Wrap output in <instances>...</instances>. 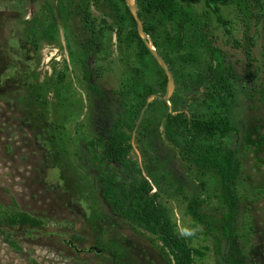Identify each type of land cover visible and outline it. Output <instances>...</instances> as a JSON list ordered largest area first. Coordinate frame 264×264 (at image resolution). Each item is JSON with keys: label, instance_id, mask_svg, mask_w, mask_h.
I'll list each match as a JSON object with an SVG mask.
<instances>
[{"label": "trees", "instance_id": "trees-1", "mask_svg": "<svg viewBox=\"0 0 264 264\" xmlns=\"http://www.w3.org/2000/svg\"><path fill=\"white\" fill-rule=\"evenodd\" d=\"M202 1L204 8L198 13L180 0H134L143 30L174 80L168 103L155 98L147 104L153 95L164 97L167 78L139 38L124 0H56L48 16L25 23L24 40L38 51L41 40L58 41L56 21L63 25L69 60L79 67L88 92L97 98L90 103V136L79 143L77 161L87 164L93 176L91 189L109 214L132 230L149 234L168 264H209L207 258L213 264H259L247 247L252 227L240 232L238 225L240 152L246 128L240 114L255 103L264 111V88L250 74L247 80L239 77L217 47L211 22L232 37L233 22L223 18L222 0ZM232 2L237 12H245L248 0ZM252 3L256 12L251 18L260 21L262 0ZM93 9L101 17H95ZM112 36L122 80L117 90L101 92L92 68L99 57L109 58ZM64 76H57L56 93L65 90ZM45 85L39 87L42 92L34 89L28 101L44 104ZM230 138L232 146L227 142ZM55 139L49 135V143ZM179 165L197 173L191 192ZM171 199L185 204L191 236L178 231L164 203ZM43 225L24 212L0 214V236L17 252L21 249L8 230H38ZM194 239L203 246L194 247ZM97 246L108 253L99 241ZM114 251L109 255L120 264L123 255Z\"/></svg>", "mask_w": 264, "mask_h": 264}, {"label": "rangeland", "instance_id": "rangeland-1", "mask_svg": "<svg viewBox=\"0 0 264 264\" xmlns=\"http://www.w3.org/2000/svg\"><path fill=\"white\" fill-rule=\"evenodd\" d=\"M180 1L198 13L204 8L202 0ZM55 3L0 0V214L20 211L44 224L38 230H8L21 252L0 236V264H30L32 260L36 264H115L109 252L117 249L123 255L120 264H168L149 234L132 230L109 214L91 189L93 176L87 164L77 161L79 143L90 136L89 107L95 101L87 99L80 71L68 61L63 25L56 21L58 41L41 40L37 52L25 43L27 19L46 17ZM222 4L223 18L233 22L232 37L211 22L217 47L239 77L247 80L250 74L264 88V0L260 21L251 18L256 12L252 0H248L244 13L234 9L232 0H222ZM92 12L101 17L98 11ZM114 45L112 36L108 40L109 58L98 61L104 73L98 83L101 90L113 91L121 81L123 69ZM60 73L65 74V90L56 93L54 84ZM42 84L48 89L42 98L44 104L28 101L34 89L42 92ZM248 107L240 114V123L246 128L240 152L243 172L238 225L240 232L252 227L247 247L252 260L264 264V111L258 103ZM65 116L68 118L63 121ZM52 134L57 139L49 143ZM227 142L233 145L232 138ZM179 166L189 183L188 191H193L197 173ZM209 182L213 185L212 180ZM164 203L178 231L191 236L192 223L184 214L185 204L180 199ZM65 241H71L74 247ZM97 241L108 253H76L95 246ZM192 245L200 247L203 242L194 239ZM205 262L213 264L211 258Z\"/></svg>", "mask_w": 264, "mask_h": 264}, {"label": "water", "instance_id": "water-1", "mask_svg": "<svg viewBox=\"0 0 264 264\" xmlns=\"http://www.w3.org/2000/svg\"><path fill=\"white\" fill-rule=\"evenodd\" d=\"M124 2H125L126 7L129 10V13L131 14V16H132V18L136 24V30H137V34H138L139 38L141 39L142 43L144 44L146 49L149 51L150 55L153 57V59L155 60L157 65L162 69V71L164 72V74L167 78V88H166V93H165L164 97H158V96L153 95V96H151V98L149 100H147V104H149L155 98H158L159 100L168 103V101L172 97L174 90H175V84H174L172 74L170 73L169 68L166 65V63L163 61V59L155 51L152 43L148 39V36L145 34V32L143 30L142 22H141L140 18L138 17L137 8H136L134 0H124ZM143 111H142V113H143ZM142 113L140 115V118L142 117ZM92 249L95 250L96 253H98V254L101 252L99 250H96V248H91V250Z\"/></svg>", "mask_w": 264, "mask_h": 264}, {"label": "flooded vegetation", "instance_id": "flooded-vegetation-1", "mask_svg": "<svg viewBox=\"0 0 264 264\" xmlns=\"http://www.w3.org/2000/svg\"><path fill=\"white\" fill-rule=\"evenodd\" d=\"M48 14H50V11H49V13H47L46 14V16H48ZM32 18H35V16H32V17H30V18H28L27 19V21H29L30 19H32ZM42 18H45V16H42ZM26 21V22H27ZM63 35H64V33H63ZM64 37V36H63ZM25 43H26V41H25ZM27 44V43H26ZM64 44L66 45V43H65V41H64ZM28 45V44H27ZM115 46V45H114ZM28 48H30V46L28 45ZM31 49V48H30ZM37 52V51H36ZM115 52L117 53V51H116V46H115ZM67 55H68V52H67ZM117 56H118V53H117ZM68 59H69V57H68ZM108 59V58H107ZM107 59H101V57H99L98 59H97V61L93 64V68H92V71H93V76H94V80H95V84H96V86H97V88L101 91V92H106L107 90H101L100 89V87H99V82L102 80V77H103V69L101 68V65H98V61H106ZM69 61V63H70V65H72V66H75V67H77L78 69H79V67L76 65V64H72L71 62H70V60H68ZM119 65L121 66V64H120V62H119ZM121 68H122V66H121ZM123 69V68H122ZM79 71H80V74H81V79H82V81H83V78H82V73H81V70L79 69ZM121 80H122V77H121ZM83 83H84V81H83ZM120 84H121V81H120V83H119V85H118V87L117 88H119L120 87ZM84 86H85V92L87 93V99L89 100H94L95 102L97 101V98L95 97V96H93L92 94H90L89 92H88V90H87V88H86V84L84 83ZM117 88L115 89V90H117ZM114 91V90H113ZM110 92V91H109ZM90 103V102H89ZM89 107V106H88ZM90 108L91 107H89V111H90ZM95 110V109H94ZM92 112V111H91ZM91 112L89 113V120H90V114H91ZM79 149H80V147H79ZM98 195V194H97ZM129 226V225H128ZM98 242V241H97ZM65 244H67L68 246H70V247H74V245H73V243L71 242V241H69V242H67V241H65ZM97 243H96V245L95 246H92V247H88L87 249H85V250H75L76 251V253H84V254H86V253H94L95 255H99V254H101V253H103L102 252V250L99 248V249H97ZM91 248H96V250H99V251H101L99 254L98 253H96V251L95 250H91Z\"/></svg>", "mask_w": 264, "mask_h": 264}]
</instances>
